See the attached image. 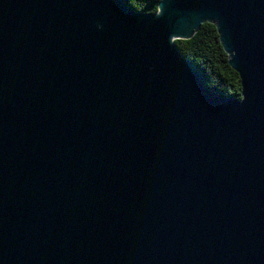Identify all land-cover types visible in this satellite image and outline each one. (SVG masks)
<instances>
[{"label": "water", "instance_id": "water-1", "mask_svg": "<svg viewBox=\"0 0 264 264\" xmlns=\"http://www.w3.org/2000/svg\"><path fill=\"white\" fill-rule=\"evenodd\" d=\"M158 4L0 0V264H264V0Z\"/></svg>", "mask_w": 264, "mask_h": 264}, {"label": "trees", "instance_id": "trees-1", "mask_svg": "<svg viewBox=\"0 0 264 264\" xmlns=\"http://www.w3.org/2000/svg\"><path fill=\"white\" fill-rule=\"evenodd\" d=\"M139 12H157L160 0H124ZM180 50L198 66L206 83L219 94L240 99V75L229 63L216 24L205 22L190 39L176 40Z\"/></svg>", "mask_w": 264, "mask_h": 264}]
</instances>
